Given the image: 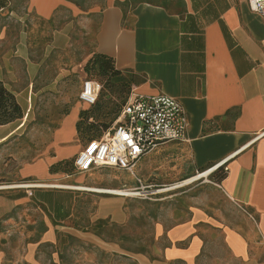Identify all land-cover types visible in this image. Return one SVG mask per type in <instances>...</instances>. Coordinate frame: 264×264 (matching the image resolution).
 I'll list each match as a JSON object with an SVG mask.
<instances>
[{"label": "crops", "instance_id": "0c3cea01", "mask_svg": "<svg viewBox=\"0 0 264 264\" xmlns=\"http://www.w3.org/2000/svg\"><path fill=\"white\" fill-rule=\"evenodd\" d=\"M20 15L47 24L51 47L77 43L78 62L106 55L131 89L178 100L189 126L186 140L144 156L134 174L70 173L66 164L84 148L81 102L39 133V157L0 181L44 185L0 192V264H264V17L248 0H103L87 15L68 0H26ZM30 35L20 27L0 54V81L17 99L40 73ZM12 125L0 126V146L19 128ZM209 170L154 217L142 213L144 202L133 212V198L99 192L174 185ZM134 223L151 226L137 230L135 248Z\"/></svg>", "mask_w": 264, "mask_h": 264}, {"label": "rangeland", "instance_id": "374dc122", "mask_svg": "<svg viewBox=\"0 0 264 264\" xmlns=\"http://www.w3.org/2000/svg\"><path fill=\"white\" fill-rule=\"evenodd\" d=\"M5 2V7L0 10V35H4V43L0 44V54L7 53L11 49L12 41L16 38L20 27H26L30 32L31 46L34 54V61L40 63V73L34 85L32 92L23 97L16 98L19 104L23 118H18L13 122V127H19L14 136L0 146V181H8L7 175L15 174L17 165L20 161L27 162L36 159L42 154L44 139L39 137V133L47 128H53L56 124L68 115L74 108L80 106L79 96L86 80H93L101 84L99 100L95 106L84 105L80 111V121L82 124V134H79V140L85 144L91 139H100L104 132L114 126L119 109L123 105L128 93L130 92L129 77L127 74L115 75L110 73L107 76H101L98 70H88L90 65L84 62H78L76 50L77 43H70L69 46L51 47L50 29L47 40H44L46 34V23L36 18L34 15L21 16L25 7L26 0H0ZM79 9L89 14L93 10H99L103 6V0H68ZM18 11L19 15L12 13ZM71 17V16H70ZM69 17V18H70ZM74 45V47H73ZM26 82H20V87H25ZM90 110V119H82L81 114ZM17 116V115H16ZM21 125V126H20ZM67 172L76 171L73 163H67L65 166ZM205 179H200L193 184L195 186ZM135 183L124 185L126 189L131 188ZM185 188V189H186ZM119 190V189H118ZM169 192L163 195V202L158 203L153 200H140L133 198L135 202L133 212L137 211V203H142V213L149 217L159 215L161 208L159 204L167 205L170 196L178 191ZM158 197V196H155ZM154 197V198H155ZM145 230V234L151 232V226L141 224L139 227L134 223L130 233V242L137 243V230ZM114 239L121 240L120 233H113ZM5 239L0 232V248L5 244Z\"/></svg>", "mask_w": 264, "mask_h": 264}, {"label": "built area", "instance_id": "2783aa9c", "mask_svg": "<svg viewBox=\"0 0 264 264\" xmlns=\"http://www.w3.org/2000/svg\"><path fill=\"white\" fill-rule=\"evenodd\" d=\"M248 5L252 12L264 17V0H248ZM101 89L98 82L86 80L80 94L81 102L89 107L96 105ZM188 126L186 111L178 100L167 95L145 96L132 89L114 126L100 139L84 146L74 160V167L80 173H88L95 168H112L134 174L144 156L165 144L186 140ZM186 181L168 186H145L139 182L137 188H124L118 194L102 193L153 200L155 196L187 187ZM38 187L25 181L0 184V192Z\"/></svg>", "mask_w": 264, "mask_h": 264}, {"label": "trees", "instance_id": "16d2710c", "mask_svg": "<svg viewBox=\"0 0 264 264\" xmlns=\"http://www.w3.org/2000/svg\"><path fill=\"white\" fill-rule=\"evenodd\" d=\"M4 7H5V2L2 1V3H0V10H2ZM88 65H90V67H91V68H88V70H90V69L91 70H98V72L100 73L101 76H107L110 73H113L115 75L122 74L121 72L116 70L113 59L106 56V55H103V54H97L94 57H92L89 60ZM128 88L131 89L130 81H129ZM131 90H130V92H131ZM130 92L128 93L123 105L119 109V112L116 116V120L119 117L121 110H122L124 104L126 103ZM91 111H93V110H90V112L89 111L83 112L81 114V118L87 119V120L90 119ZM18 118H23L21 108H20L19 104L17 103L15 96L0 81V126H4V125L10 124V123H13ZM82 124H83V121H79L77 124L78 134H82V127H81ZM94 140H98V139H91L83 145L86 146Z\"/></svg>", "mask_w": 264, "mask_h": 264}, {"label": "bare ground", "instance_id": "6f19581e", "mask_svg": "<svg viewBox=\"0 0 264 264\" xmlns=\"http://www.w3.org/2000/svg\"><path fill=\"white\" fill-rule=\"evenodd\" d=\"M210 173H211V172H207V173H204V174H202V175H200V176H197V177H195V178H191V179H189V180H187V181L185 182V185H190V184L194 183L195 181L200 180L201 178L207 177ZM34 185H37V186H40V187H44V185H40V184H34ZM58 187L69 188V186H65V185H58ZM104 191H105V190H104ZM109 191H110V190H109ZM121 191H122V190H112V191H110V192H111V193L118 194V193H120ZM101 192H103V191H101ZM105 192H108V191H105Z\"/></svg>", "mask_w": 264, "mask_h": 264}]
</instances>
